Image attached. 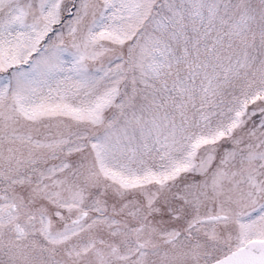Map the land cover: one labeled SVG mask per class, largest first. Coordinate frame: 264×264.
<instances>
[{
    "label": "snow or ice",
    "instance_id": "obj_1",
    "mask_svg": "<svg viewBox=\"0 0 264 264\" xmlns=\"http://www.w3.org/2000/svg\"><path fill=\"white\" fill-rule=\"evenodd\" d=\"M0 264H264V0H0Z\"/></svg>",
    "mask_w": 264,
    "mask_h": 264
}]
</instances>
